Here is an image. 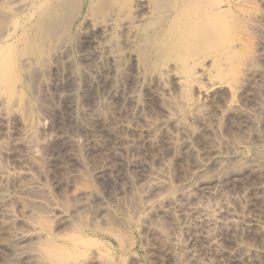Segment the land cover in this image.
I'll list each match as a JSON object with an SVG mask.
<instances>
[{
    "label": "rangeland",
    "instance_id": "1",
    "mask_svg": "<svg viewBox=\"0 0 264 264\" xmlns=\"http://www.w3.org/2000/svg\"><path fill=\"white\" fill-rule=\"evenodd\" d=\"M65 1L0 0V171L15 175L0 180V206L9 194L14 215L0 223V264H247L253 250L259 261L248 264H264V236L239 222L246 215L264 227V109L249 123L242 112L264 107V0H200L210 37L186 49L176 0ZM199 69L224 86L207 111L221 112L238 92L222 121L207 113L210 131L188 119ZM181 135L185 146L173 151ZM199 164H213L208 175ZM197 173L209 177L205 192L187 185ZM194 204L225 205L233 227L212 213L215 227L204 231L187 213ZM4 223L28 236V257L9 249ZM202 229L218 242L201 239Z\"/></svg>",
    "mask_w": 264,
    "mask_h": 264
},
{
    "label": "bare ground",
    "instance_id": "2",
    "mask_svg": "<svg viewBox=\"0 0 264 264\" xmlns=\"http://www.w3.org/2000/svg\"><path fill=\"white\" fill-rule=\"evenodd\" d=\"M65 1V0H64ZM167 1V0H166ZM65 2H67V0L65 1ZM70 2H72L71 0H70ZM175 2H177V5H178V8H177V14L179 15V18H178V20H180L182 23L180 24L182 27H184L185 29H184V33H182V36H181V38H180V43H179V45H178V47L179 48H185V47H188V44L190 45L192 42H194V41H196V40H199V39H201V37H207V36H209V29H211L210 27H209V22H210V17H211V12H209L208 13V11L206 10V7H205V5L203 4V3H201L200 2V0H176ZM159 4H161V3H159ZM60 5V4H59ZM163 8L165 9V5L163 6ZM162 8V9H163ZM218 8V7H217ZM215 10V9H214ZM219 10V9H218ZM56 11H58L57 9H56ZM165 11V10H164ZM226 11V10H225ZM216 12H217V9H216ZM219 12L221 13H223L224 11H220L219 10ZM66 15V14H65ZM214 15V14H213ZM51 17H46V19L44 18V20L45 21H42L43 23H44V25H45V27H43V24H42V28L41 29H48V27H47V23H48V20L50 19ZM68 18H70L69 16H68ZM66 19V18H65ZM64 19V20H65ZM67 23H69V22H66V24ZM177 23V22H176ZM207 23H208V26L206 27V25H207ZM178 25V24H177ZM54 28V27H53ZM38 30V29H37ZM40 30V29H39ZM54 30V29H53ZM52 30V28L49 30V32H54ZM175 30V29H174ZM45 31V30H44ZM39 32V31H38ZM48 32V33H49ZM55 33V32H54ZM46 34V33H45ZM53 34V33H52ZM173 34V32H171V35ZM179 34V33H178ZM49 35H50V33H49ZM38 36H39V34H38ZM37 36V37H38ZM46 36V35H45ZM50 36H52V35H50ZM177 36V35H176ZM211 36H213L212 34H211ZM203 37V38H204ZM210 37V36H209ZM46 38V37H45ZM211 39V38H210ZM212 39H213V37H212ZM194 40V41H193ZM207 40H209V39H207ZM46 41H47V39H46ZM44 42V41H43ZM42 42V43H43ZM191 42V43H190ZM214 42V41H213ZM215 42H216V40H215ZM150 44V43H149ZM174 44V43H173ZM40 44L39 43H37L36 42V45H35V48H37L38 46H39ZM210 45V44H209ZM214 45V44H213ZM186 49V48H185ZM234 52V51H233ZM232 52V53H233ZM235 53V52H234ZM233 53V54H234ZM8 55V54H7ZM9 56V55H8ZM1 58H3V56L1 57ZM1 58H0V60H1ZM5 58V57H4ZM7 58V57H6ZM5 58V59H6ZM224 61V60H223ZM222 61V62H223ZM4 63V62H3ZM203 66H204V64H202ZM202 66V67H203ZM214 66V65H213ZM208 67V66H207ZM206 69V68H205ZM205 69H199L197 72H198V74L197 75H195L196 77H194V78H196L195 79V81H199L198 82V84H196V86H195V95L197 96V98H196V96H195V100H193V101H189L186 105V107H187V110H188V112H189V121H196L195 123H197V125H198V129H196V130H200V128H203L202 126H205V120H206V118H207V120L208 121H210V120H212L211 119V115H210V120L208 119L209 117H207V113L208 112H215L214 113V115H215V121H213V122H215V123H217V117H216V115L218 116V115H222V110H224L226 107H223L222 105V107L224 108H219V110L221 109V112L220 111H217V109H215L214 107V109H212V111H207L208 109H210L209 108V105L212 103H209L208 101V99L210 98V96L211 95H213L212 94V92H215L216 90H219V89H223L224 88V86L221 84V83H218V82H214L213 81V79H211L212 78V76L211 75H209L207 72H208V70H205ZM208 69V68H207ZM253 69V68H252ZM175 70V69H174ZM172 71H173V69H172ZM207 71V72H206ZM257 72H258V70H256ZM175 72V71H174ZM196 72V71H195ZM249 73H250V70L248 71ZM209 73H211V72H209ZM251 74H253V75H256V74H254V73H251ZM178 75V74H177ZM259 75V74H258ZM171 76L176 80V76H174L173 74H171ZM261 76V75H260ZM256 77H258V76H256ZM179 78V77H178ZM173 79V80H174ZM179 80V79H178ZM178 80H177V82H178ZM181 80V79H180ZM191 80V79H190ZM192 80H193V78H192ZM194 81V82H195ZM176 82V83H177ZM222 82V81H221ZM200 83H204V84H200ZM185 84H186V82H185ZM191 84V83H190ZM180 85V84H179ZM178 85V86H179ZM226 85V84H225ZM229 85V84H228ZM228 85H227V88H228ZM240 88V87H239ZM241 89V88H240ZM238 90V89H237ZM163 90H161V92H162ZM222 91V90H221ZM158 91H156V93H157ZM160 92V93H161ZM163 92H165V91H163ZM225 92V91H224ZM235 92H237V91H235ZM235 92H230L229 93V95H230V100L228 101V103H226L227 104V108H226V111H225V113L227 112V109H229V110H231V111H233L235 108L233 107V103H235V101H233L232 100V98H234L233 96H234V93ZM152 93H154V92H152ZM156 93H154V94H156ZM223 93V91L221 92V94ZM238 93V92H237ZM216 95L218 94V93H215ZM236 94V93H235ZM218 95H220V94H218ZM223 96L225 95L224 93L222 94ZM221 96V95H220ZM156 97V96H155ZM160 96L158 95V98H159ZM226 97V96H225ZM227 97H228V95H227ZM226 97V98H227ZM225 98V99H226ZM211 99V98H210ZM217 99V98H216ZM236 99V98H235ZM254 99V98H253ZM219 100V99H218ZM263 100V99H262ZM211 101H212V99H211ZM216 101V100H215ZM207 102L209 103V105H208V108H207V110L205 109V106H206V104H207ZM220 102V101H219ZM225 102H226V100H225ZM253 102H255V101H253ZM257 102V101H256ZM258 103H260L261 104V102H257V103H253V105H257ZM263 103V102H262ZM184 104V105H185ZM220 104V103H219ZM257 105L256 106V109L255 108H252V106L250 105V104H248V105H250L251 106V108L253 109V110H249V109H251V108H249L248 107V109L247 110H245L244 108H242V109H244L242 112H243V117H244V119H245V122L247 123L248 121H250L251 119H255V117H257L258 119H259V117L260 116H264L263 114L262 115H260L259 116V113H258V108L259 109H264V107H262L261 105ZM264 104V103H263ZM212 105V104H211ZM216 105V104H215ZM218 105V104H217ZM213 106V105H212ZM247 106V105H246ZM245 106V107H246ZM264 106V105H263ZM211 107V106H210ZM216 107V106H215ZM254 107V106H253ZM237 108V107H236ZM239 109V108H238ZM255 109V110H254ZM184 110V109H183ZM228 110V111H229ZM236 110V109H235ZM184 111H186V110H184ZM238 111V110H237ZM166 112V111H165ZM238 112H240V110L238 111ZM185 114H186V112H184ZM224 113V112H223ZM235 113H237L236 111H235ZM241 113V112H240ZM260 113H261V111H260ZM166 114H168L167 112H166ZM227 114H228V112H227ZM169 115V114H168ZM187 115V114H186ZM223 115H225V114H223ZM223 115L221 116V117H223ZM238 115H239V113H238ZM259 117H258V116ZM239 116H241V115H239ZM238 116V117H239ZM170 117V116H169ZM182 117H184L183 115H182ZM185 118V120H187L188 121V119H186V116L184 117ZM183 118V119H184ZM218 118H219V116H218ZM239 118H241V117H239ZM175 119V118H174ZM220 119V121H222V119L221 118H219ZM242 119V118H241ZM243 119V120H244ZM262 119V118H261ZM179 120V119H178ZM179 121V122H184V123H181L180 125L182 126V127H180L181 128V130H183L184 128L186 129H188L189 130V128H188V125L187 124H189L187 121ZM242 120V121H243ZM257 120V119H256ZM175 121V120H174ZM252 121V120H251ZM175 122H178V121H175ZM212 122V121H211ZM244 122V121H243ZM242 122V124H244ZM252 122H254V121H252ZM259 122V121H258ZM257 122V123H258ZM214 123V124H215ZM249 123V122H248ZM251 123V122H250ZM255 123H256V121H255ZM177 124V126L179 125V123H176ZM241 124V125H242ZM253 123H251L249 126H251ZM207 125V124H206ZM219 125V124H218ZM246 125H248V124H246ZM254 125V124H253ZM256 125V124H255ZM258 125H260V124H258ZM186 126V127H185ZM207 126H210V124L209 125H207ZM207 126L205 127V128H207ZM221 124L219 125V130L221 129ZM249 126H246V127H243V128H250ZM178 127V128H179ZM211 127H213V125L211 126ZM177 128V129H178ZM179 128V129H180ZM205 128H203L201 131H205V130H209L208 128L207 129H205ZM214 128H217V126L216 127H214ZM252 128H253V126H252ZM146 128H143V129H141L140 131H139V133L143 136V139L145 140V141H148V140H150V138H149V131L148 130H145ZM205 129V130H204ZM213 130H217V129H213ZM242 130V129H241ZM184 131V130H183ZM210 131V130H209ZM208 131V132H209ZM244 131V130H243ZM245 132V131H244ZM248 132V131H247ZM252 132V131H251ZM255 132V131H254ZM253 132V133H254ZM257 132V131H256ZM185 133H187V130H186V132ZM190 133H191V131H190ZM190 133H188L189 135H191ZM246 134V133H245ZM255 134V133H254ZM263 134V133H262ZM260 135V134H259ZM245 136V135H244ZM261 136V135H260ZM248 137H250V136H248ZM247 137V138H248ZM257 137H258V135H257ZM173 138V137H172ZM185 138V136L184 135H181V137L179 136V137H177V138H173V139H171L172 141H173V143L174 144H172L171 146H172V148H173V151H174V149L175 150H179V149H181V147L183 146H185V140H183ZM262 138V137H261ZM246 139V138H245ZM252 140H254V139H252ZM251 140V141H252ZM257 140V139H256ZM248 141V140H247ZM258 142V141H257ZM245 143V142H244ZM247 143V142H246ZM245 143V144H246ZM262 144V143H261ZM236 146V145H235ZM234 146V147H235ZM240 146H241V148H242V150H243V148H244V146L245 145H241L240 144ZM240 146H238L237 147V149L236 150H238V148H240ZM243 146V147H242ZM234 147H232L233 148V151H234ZM246 147V146H245ZM247 147H248V144H247ZM249 147H250V145H249ZM231 148V149H232ZM244 150H246V149H244ZM232 152V151H231ZM233 153V152H232ZM231 153V154H232ZM246 153H247V151H246ZM216 154H218V153H216ZM226 154V153H225ZM228 154V153H227ZM225 156V155H224ZM228 156V155H227ZM235 156V155H234ZM240 157V156H239ZM239 157H238V159H239ZM240 158H243V157H240ZM245 158H247V157H245ZM251 158H253L252 156L249 158L250 159V161H251ZM235 159H237V157L235 158ZM235 159H233V161L235 160ZM237 159V160H238ZM249 159H246L245 161H247V160H249ZM263 159V158H262ZM261 159V160H262ZM209 162H210V160L209 159H207ZM207 160H206V162H207ZM213 160V159H212ZM223 160V159H222ZM227 160H228V158H227ZM237 160H236V162H237ZM242 159H240V161H241ZM258 160V159H257ZM261 160H259V161H261ZM216 161V160H215ZM224 161V160H223ZM222 161V163H224ZM226 161V160H225ZM230 161V160H229ZM229 161H226L225 163H227V162H229ZM240 161H239V163H240ZM244 161V160H243ZM243 161H242V164H243ZM255 161V160H254ZM253 161V162H254ZM264 161V160H263ZM205 162V161H204ZM203 162V163H204ZM205 162V163H206ZM213 162H214V160H213ZM212 162V163H213ZM218 162V161H217ZM219 162H221V161H219ZM218 162V163H219ZM248 163H249V161H247ZM246 162V163H247ZM200 163H202V162H200ZM218 163H215L214 162V164H218ZM245 163V164H246ZM251 163H252V161H251ZM256 163V162H255ZM220 164V163H219ZM257 164V163H256ZM262 164V163H261ZM200 165V164H199ZM208 165H209V163H208ZM221 165V164H220ZM219 165V166H220ZM246 165H248V164H246ZM211 166H213V164L212 165H210V167ZM216 166H218V165H215V167ZM199 167V166H198ZM206 167L208 168V169H206ZM210 167H208L207 165H203V166H201L200 165V172H202V174H203V176H204V174H209L208 172H209V170H211V169H209ZM214 167V168H215ZM214 168H212V169H214ZM205 169H206V171L208 170V172L207 173H205L206 171H205ZM197 171H198V169H197ZM198 174V178H197V175L196 176H193V177H191V178H189L188 179V181H187V185L188 186H190V187H192V186H196L195 188L199 191V190H205V188L207 189L208 187H209V183L208 182H210V181H208V182H206V184L204 183L205 181H207L206 179H205V177L206 178H209V177H207V175H205V177L204 178H202L203 176L202 175H199V173H197ZM201 174V173H200ZM10 175H12V176H15L14 174H11L9 171H0V180H3V179H5V178H8V176H10ZM230 175V174H229ZM233 175V174H232ZM200 176H202L201 178H200ZM230 177H232V178H234V175L233 176H230ZM229 177V178H230ZM197 179H201V181H203L204 179H205V181H203L202 183L203 184H201L200 182L201 181H198ZM260 179V178H259ZM263 180H264V178H262ZM263 180H260V184H262L264 181ZM232 181V180H231ZM230 181V182H231ZM261 181H262V183H261ZM186 182V181H185ZM197 182H199L198 184H197ZM233 182V181H232ZM208 183V184H207ZM153 184L156 186V185H158V186H163L162 184V182L160 181V180H157V179H155V180H153ZM260 184H257V185H260ZM263 185V184H262ZM165 186V185H164ZM163 186V187H164ZM207 186V187H206ZM255 189V188H254ZM254 189H251V190H254ZM260 191V190H259ZM264 190H262L261 192H263ZM197 192V191H196ZM201 192L202 191H200V195H201ZM205 192V191H204ZM203 192V193H204ZM174 192H171V195L173 194ZM179 193V192H178ZM264 193V192H263ZM262 193V194H263ZM175 194V193H174ZM181 194V193H180ZM180 194H177V195H175V197H177L178 195L180 196ZM260 194V193H259ZM261 194V195H262ZM170 195V194H169ZM197 195H198V192H197ZM264 195V194H263ZM199 196V195H198ZM172 197H173V195H172ZM11 198V196L8 194H3L2 195V198H1V206H0V223H1V221L2 220H4V219H6L7 221H9V222H12L13 221V211L10 209V207H8V203H10V199ZM177 198H180V197H177ZM176 198V199H177ZM197 200V199H196ZM175 201V200H174ZM254 201V200H253ZM199 202V201H198ZM197 202V203H198ZM255 202V201H254ZM259 202H261V201H259ZM258 202V203H259ZM173 203H176V202H173ZM202 203V202H201ZM257 203V204H258ZM263 203V202H262ZM254 204V203H253ZM261 204V203H260ZM260 204H259V206H260ZM159 205H161V203L159 204ZM175 205V204H174ZM224 205V204H223ZM263 205L264 204H261V206H262V208H263ZM204 206V205H203ZM203 206H201L200 204L198 205V204H194L193 206H191V207H188V210H187V213H189V216H192L194 219H196V220H198V221H200V223H202L203 224V229H204V231H207L208 232V230L209 229H211V228H209V227H212V225L214 226L215 224H216V219L217 218H219L218 220H219V222H220V220H223V218L225 219V216L227 217V219L226 220H224V222L225 221H228V223L229 224H231V223H233V217H235V216H233L232 217V213H231V215L229 214L230 212H228L229 211V209H228V211H227V207L226 208H224V206L222 207V205H220L219 207H215V209H214V206H211V208H213L212 209V212H211V209L209 210V208H210V206H208L207 208H205V206L203 207ZM218 206V205H217ZM260 206V207H261ZM160 207H163V206H160ZM176 207V206H175ZM251 207V206H250ZM150 209H153V208H151V207H149ZM148 208V209H149ZM160 209V208H159ZM162 209V208H161ZM145 210H147V208L145 209ZM263 210H264V208H263ZM181 213V212H180ZM212 213H214L215 215H214V217H216V219L212 216ZM263 213V212H262ZM182 214V213H181ZM185 214V213H184ZM221 215V218L222 219H220V216ZM223 215V216H222ZM225 215V216H224ZM188 216V215H187ZM246 215H244L243 217L244 218H246L245 217ZM262 217V216H261ZM237 218V217H236ZM241 219V220H239V222L240 221H244V223L242 222V224H241V231H244L245 232V234H246V232L247 233H249V234H251V235H255L256 233H258V234H262L263 236H264V227L263 228H259V221H258V223H256V218L255 219H253V220H247V218H246V221H245V219ZM234 220H235V218H234ZM254 220H256V221H254ZM195 221V220H194ZM204 222V223H203ZM222 222V221H221ZM223 222V223H224ZM195 223H196V221H195ZM13 223H4L3 225H7L8 227H7V232H8V234H9V237L11 238V243L13 244V246H8L9 247V249H12L13 248V251H12V253L15 255V256H19V257H23L24 258V256L25 257H28L29 256V254L31 253H27V251L29 250V248H27V247H24V244L25 243H29L28 241L30 240V239H28V236L27 235H25V234H23V233H18V232H15V230H13V229H11V225H12ZM219 224H221V223H219ZM198 225H201V224H198ZM198 225H196V227H199ZM226 225V224H225ZM239 225V224H238ZM259 225V226H258ZM202 226V225H201ZM217 226H220V225H217ZM223 226V225H222ZM227 226H229V225H227ZM227 226H223L222 228H226ZM231 226L233 227V225L231 224ZM237 226V225H236ZM262 226V225H261ZM260 226V227H261ZM215 227V226H214ZM200 229L202 228V227H199ZM198 228V229H199ZM217 228V227H216ZM219 228V227H218ZM221 228V227H220ZM240 228V227H239ZM203 229H202V231H203ZM208 229V230H207ZM227 230V229H226ZM197 231V230H196ZM199 232L200 234H198V235H200L199 237L201 238V239H205L207 242H210V243H214L215 242V244H216V242H218V239H217V241H214V239H213V236L214 235H208V233L207 232ZM212 231V230H211ZM228 231V230H227ZM240 231V232H241ZM198 233V232H197ZM242 233V232H241ZM202 234V235H201ZM229 234V233H228ZM244 234V233H243ZM250 235V236H251ZM257 235V234H256ZM210 236H212V237H210ZM220 236V235H219ZM248 236V235H247ZM262 236V237H263ZM253 237V236H252ZM255 237H259V235H257V236H255ZM261 237V238H262ZM30 238V237H29ZM35 238V237H34ZM33 238V239H34ZM217 238V237H216ZM260 238V237H259ZM259 238H257V239H259ZM261 238L259 239V240H261ZM264 238V237H263ZM32 239V238H31ZM250 239H252V238H250ZM251 241V240H250ZM252 241H254V240H252ZM11 245V244H10ZM7 247V248H8ZM256 247V246H255ZM27 248V249H26ZM257 248V247H256ZM255 248V249H256ZM252 249V248H251ZM250 248H249V251L251 250ZM32 250V249H31ZM245 250V253H247L248 254V250L247 249H244ZM34 251V250H33ZM32 251V252H33ZM43 251H44V249H43ZM50 251V250H49ZM246 251H248V252H246ZM259 251H260V249H259ZM261 251H262V249H261ZM252 253H250V257L248 256V258L246 257V255H245V253H243L244 255H242V257L244 258V256L246 257V259L245 260H247V264H248V262H249V260H253L252 262H258V261H256V259H253L252 258V255L254 254V257L255 256H257L256 254V252L253 250V251H251ZM34 253V252H33ZM42 253V252H41ZM259 253V252H258ZM28 256H27V255ZM42 254H44V253H42ZM260 254V253H259ZM238 255V254H237ZM236 255V256H237ZM241 255L239 256V258L241 257ZM15 256H14V258H15ZM44 256V255H43ZM261 258H263V260H264V255H263V253H261L260 255H259ZM235 257V256H234ZM45 258L47 259V260H49V262H50V260H54L55 261V263H56V261H59V259L57 258V257H55V255L53 254V253H51V252H46L45 251ZM239 258L237 259V260H239ZM242 258V259H243ZM20 259V258H19ZM236 259V258H235ZM241 259V258H240ZM241 259V260H242ZM243 259V260H244ZM260 259V258H259ZM53 260H52V262L51 263H54L53 262ZM61 260V259H60ZM240 260V261H241ZM59 262H61V261H59ZM242 262V261H241ZM243 263V262H242ZM251 264V263H250ZM253 264V263H252ZM255 264V263H254ZM259 264V263H258Z\"/></svg>",
    "mask_w": 264,
    "mask_h": 264
}]
</instances>
